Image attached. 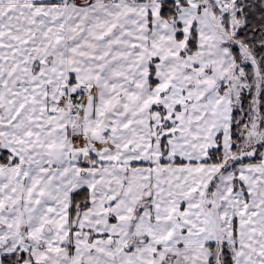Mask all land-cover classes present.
I'll use <instances>...</instances> for the list:
<instances>
[{
    "label": "snow or ice",
    "instance_id": "1",
    "mask_svg": "<svg viewBox=\"0 0 264 264\" xmlns=\"http://www.w3.org/2000/svg\"><path fill=\"white\" fill-rule=\"evenodd\" d=\"M0 264H264V0H0Z\"/></svg>",
    "mask_w": 264,
    "mask_h": 264
}]
</instances>
